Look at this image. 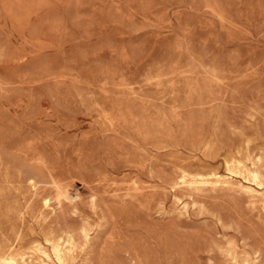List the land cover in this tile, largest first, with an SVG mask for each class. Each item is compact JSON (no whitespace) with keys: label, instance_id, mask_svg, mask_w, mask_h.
Segmentation results:
<instances>
[{"label":"rangeland","instance_id":"374dc122","mask_svg":"<svg viewBox=\"0 0 264 264\" xmlns=\"http://www.w3.org/2000/svg\"><path fill=\"white\" fill-rule=\"evenodd\" d=\"M39 250L264 264V0H0V264Z\"/></svg>","mask_w":264,"mask_h":264},{"label":"bare ground","instance_id":"6f19581e","mask_svg":"<svg viewBox=\"0 0 264 264\" xmlns=\"http://www.w3.org/2000/svg\"><path fill=\"white\" fill-rule=\"evenodd\" d=\"M236 168L240 169L245 174H247L249 177V180H251L252 182L262 185L261 183L262 174L258 168L249 169L241 162H238L237 164L228 163L227 170L231 175L237 174L235 170ZM196 176H197V179L194 178L193 179L194 182H198V181L203 182L206 180L205 177L213 178L214 181L218 184H227L231 180L230 178L231 176H222V175H219L217 172L211 173L209 175L198 174ZM182 180L183 182H186V173L183 175ZM85 236H86V233H85ZM51 242H52L53 254L55 258L57 259V261H59L60 263H65L68 255H70L74 251V249H76V246H77L72 236H67V237L60 236V237L55 238L54 240H51ZM39 251L44 258L40 264H51L53 259L50 256V254L45 250H39Z\"/></svg>","mask_w":264,"mask_h":264}]
</instances>
